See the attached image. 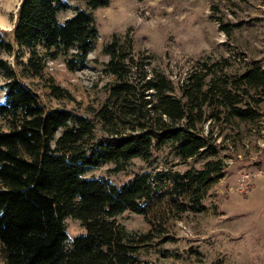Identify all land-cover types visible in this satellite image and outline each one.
<instances>
[{"label": "trees", "instance_id": "obj_1", "mask_svg": "<svg viewBox=\"0 0 264 264\" xmlns=\"http://www.w3.org/2000/svg\"><path fill=\"white\" fill-rule=\"evenodd\" d=\"M84 1L86 7L75 6L60 19L57 12L71 6L68 0H20L13 38L26 48V61L17 72L0 57L3 264H157L140 257L139 250L155 238H172V220L207 209L208 190L226 165L222 128L253 123L263 114L264 60L249 59L241 68L228 56L200 60L175 84L163 71L146 67L147 56L134 51L127 33L113 34L103 46L102 72L113 80L92 116L46 108L19 75L42 76L46 60L56 57L72 71L88 65L98 37L93 9L108 0ZM0 49L13 50L1 30ZM47 79L51 95L71 97ZM210 124L218 128L216 135L205 131ZM161 148L178 162L200 164L180 170L178 162H168L156 169L152 164ZM133 157L149 167L119 182L90 173L103 163H112L109 172L125 171ZM253 160L257 166L261 158ZM125 211L141 214L147 230L128 229L118 220ZM67 216L84 228L71 241Z\"/></svg>", "mask_w": 264, "mask_h": 264}, {"label": "rangeland", "instance_id": "obj_2", "mask_svg": "<svg viewBox=\"0 0 264 264\" xmlns=\"http://www.w3.org/2000/svg\"><path fill=\"white\" fill-rule=\"evenodd\" d=\"M68 1L71 6L57 12L60 19L73 14L75 6L86 7L84 0ZM19 2L0 0V30L13 44L11 51L0 49V57L6 59L17 72L27 57L26 48L19 46L13 38ZM93 14L98 37L94 48L88 52L85 68L69 70L61 57H56L46 60L42 76H30L24 72L19 75L46 108H70L92 116V110L104 101L107 86L113 80L112 75L102 72L107 59L102 49L113 34L120 37L129 34L134 51L147 56L146 67L163 71L175 84L180 83L200 60L228 56L236 68H241L249 59L264 60V0H108L107 4L93 9ZM48 77L54 84L67 89L71 97L56 98L51 95ZM3 83L4 77L0 72V102L4 99ZM260 105L264 113V99ZM249 124L222 128V134L226 135L225 141L220 142L225 147L220 153L227 156L225 177H220L210 186L205 198L207 209L196 214L185 213L181 219L172 220L168 232L172 238L162 242H157L158 238H155L139 250L140 257L157 264H264V239L259 238L262 242L250 240L251 237L246 235L248 220L239 218L237 223L242 221L245 225L236 228L232 220L227 226L224 217L220 218L221 210L225 208L221 201L226 193L245 194L233 190L238 171L249 169L241 167L252 164L257 156L263 157L264 148L260 141L264 128L261 132L254 131V135L244 134ZM0 127L5 128L1 118ZM237 128L241 131L239 136L235 132ZM204 129L213 131L214 135L218 131L211 124L204 125ZM220 139L221 135L217 136L216 140ZM251 147L257 149V154L251 151ZM155 159L152 166L156 165V169L165 167L168 162H178L166 152V148L155 152ZM199 164V161L188 159L178 162L175 167L182 170ZM110 167L112 163H103L91 169L90 173L105 174L119 182L135 170L148 168L149 165L139 157H133L125 171L109 172ZM118 220L128 229L146 231L148 228L147 222L138 213L125 211L118 216ZM65 222L69 241L84 232L78 219L67 216ZM244 227L246 233L242 234L246 236H236L235 230ZM0 264H3L1 244Z\"/></svg>", "mask_w": 264, "mask_h": 264}, {"label": "crops", "instance_id": "obj_3", "mask_svg": "<svg viewBox=\"0 0 264 264\" xmlns=\"http://www.w3.org/2000/svg\"><path fill=\"white\" fill-rule=\"evenodd\" d=\"M259 107L261 109V105ZM247 128L248 129L243 132L244 134L254 135V131L261 132V129L264 128V113L262 114V116H260L258 120L254 121L253 123H250ZM253 150L257 154V149L255 150L251 147V151ZM256 154L254 156H256ZM251 157L252 156H250V158ZM247 167H249V169L247 170L254 169V166H252L251 164L241 168ZM235 168L238 169V167H234L233 169ZM223 177H225V175ZM234 181L235 178L233 180V183ZM221 204L224 205L225 208L221 210L222 217L220 218L222 219L224 217L225 222H227V226L228 221L232 220L235 223V227H243L245 224L242 221H240L241 223H237L236 220L241 217H244L248 220V226L246 225L248 232L246 233L245 231H243L245 227L241 230H235L234 228L237 234L236 236H244L245 234L242 233H246L247 236L251 237V241L262 242L261 239H264V174H257L255 176V180L249 192L245 193L244 195L236 193H226L224 195V198H222ZM259 238L261 239L259 240Z\"/></svg>", "mask_w": 264, "mask_h": 264}, {"label": "built area", "instance_id": "obj_4", "mask_svg": "<svg viewBox=\"0 0 264 264\" xmlns=\"http://www.w3.org/2000/svg\"><path fill=\"white\" fill-rule=\"evenodd\" d=\"M262 132L264 133V131ZM260 145L264 148V135H262ZM262 155L263 157H261L260 163L254 166L253 170L242 169L238 171L233 190L239 193L249 192L255 180V176L257 174H264V153Z\"/></svg>", "mask_w": 264, "mask_h": 264}, {"label": "bare ground", "instance_id": "obj_5", "mask_svg": "<svg viewBox=\"0 0 264 264\" xmlns=\"http://www.w3.org/2000/svg\"><path fill=\"white\" fill-rule=\"evenodd\" d=\"M0 23H1V17H0Z\"/></svg>", "mask_w": 264, "mask_h": 264}, {"label": "snow or ice", "instance_id": "obj_6", "mask_svg": "<svg viewBox=\"0 0 264 264\" xmlns=\"http://www.w3.org/2000/svg\"><path fill=\"white\" fill-rule=\"evenodd\" d=\"M0 26H2V25H0Z\"/></svg>", "mask_w": 264, "mask_h": 264}]
</instances>
